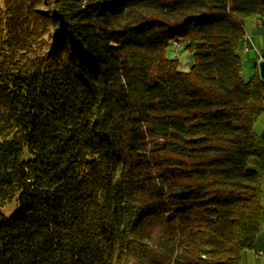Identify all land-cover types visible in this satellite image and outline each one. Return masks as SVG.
<instances>
[{
	"label": "trees",
	"instance_id": "trees-1",
	"mask_svg": "<svg viewBox=\"0 0 264 264\" xmlns=\"http://www.w3.org/2000/svg\"><path fill=\"white\" fill-rule=\"evenodd\" d=\"M253 16L264 0H0V264H239L264 208Z\"/></svg>",
	"mask_w": 264,
	"mask_h": 264
},
{
	"label": "crops",
	"instance_id": "crops-1",
	"mask_svg": "<svg viewBox=\"0 0 264 264\" xmlns=\"http://www.w3.org/2000/svg\"><path fill=\"white\" fill-rule=\"evenodd\" d=\"M246 49L243 50V45ZM241 47V52L243 55H247L251 50L255 53L264 52V22L258 17H250L245 23V35L244 42ZM251 59V57H250ZM259 59H264L263 55L255 54V59L253 61L254 66L257 65ZM262 138H264V131L261 132ZM262 189L264 196V179L262 181ZM256 250L260 253L256 254ZM239 264H264V208L261 211L260 217V229L256 236L254 246L250 249H245L241 254V259Z\"/></svg>",
	"mask_w": 264,
	"mask_h": 264
},
{
	"label": "rangeland",
	"instance_id": "rangeland-1",
	"mask_svg": "<svg viewBox=\"0 0 264 264\" xmlns=\"http://www.w3.org/2000/svg\"><path fill=\"white\" fill-rule=\"evenodd\" d=\"M243 50L246 49V44L245 46L243 45L242 47ZM255 54L257 55H264V52L259 54L258 52L255 53L254 51H250L246 56L243 55V53L241 52V56H242V71H241V76L244 79H247L253 72V61L255 59ZM166 55L167 56H174L176 55L179 60H180V67L181 68H185L186 65L188 64V62L191 61V53L184 50L181 47V43L179 42H174L173 44H169L167 49H166ZM251 57V59H250ZM254 130L256 132L257 135L261 136V132L264 131V112L261 113L257 120L254 123ZM262 139V138H261ZM16 207L15 201H9L6 202L3 206H2V211L5 215H10L14 209Z\"/></svg>",
	"mask_w": 264,
	"mask_h": 264
},
{
	"label": "water",
	"instance_id": "water-1",
	"mask_svg": "<svg viewBox=\"0 0 264 264\" xmlns=\"http://www.w3.org/2000/svg\"><path fill=\"white\" fill-rule=\"evenodd\" d=\"M257 71L261 79H264V59H259L257 62Z\"/></svg>",
	"mask_w": 264,
	"mask_h": 264
},
{
	"label": "built area",
	"instance_id": "built-area-1",
	"mask_svg": "<svg viewBox=\"0 0 264 264\" xmlns=\"http://www.w3.org/2000/svg\"><path fill=\"white\" fill-rule=\"evenodd\" d=\"M260 253V251H257V253L256 254H259Z\"/></svg>",
	"mask_w": 264,
	"mask_h": 264
},
{
	"label": "bare ground",
	"instance_id": "bare-ground-1",
	"mask_svg": "<svg viewBox=\"0 0 264 264\" xmlns=\"http://www.w3.org/2000/svg\"><path fill=\"white\" fill-rule=\"evenodd\" d=\"M257 251H259V250H256V253H257Z\"/></svg>",
	"mask_w": 264,
	"mask_h": 264
}]
</instances>
